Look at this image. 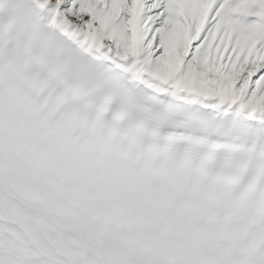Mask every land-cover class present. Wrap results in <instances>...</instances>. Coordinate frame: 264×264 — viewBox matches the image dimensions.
<instances>
[{"label": "snow or ice", "instance_id": "snow-or-ice-1", "mask_svg": "<svg viewBox=\"0 0 264 264\" xmlns=\"http://www.w3.org/2000/svg\"><path fill=\"white\" fill-rule=\"evenodd\" d=\"M0 264H264V0H0Z\"/></svg>", "mask_w": 264, "mask_h": 264}]
</instances>
